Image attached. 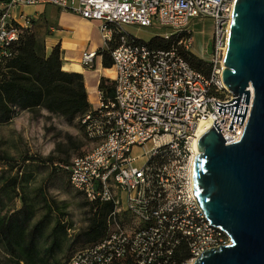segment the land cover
<instances>
[{
  "label": "built area",
  "instance_id": "built-area-1",
  "mask_svg": "<svg viewBox=\"0 0 264 264\" xmlns=\"http://www.w3.org/2000/svg\"><path fill=\"white\" fill-rule=\"evenodd\" d=\"M236 0H0V71L10 48L32 29L33 15L18 7L53 5L99 22L114 65V98L81 119L94 148L61 165L70 183L87 201L111 204L101 241L76 252L66 264H195L206 250L231 244L211 224L194 192L198 128L219 123L227 144L241 140L242 125L215 101L234 97L223 82ZM212 18V52H194L193 18ZM126 26L169 27L166 39L179 36L178 48H155L140 42ZM190 52L209 64L208 75L186 59ZM97 51H84L82 65L94 66ZM1 73V72H0ZM1 77V74H0ZM250 100L249 105L251 104ZM221 120H224L221 123ZM215 125L213 124L212 127ZM146 147L141 154L136 152Z\"/></svg>",
  "mask_w": 264,
  "mask_h": 264
},
{
  "label": "trees",
  "instance_id": "trees-1",
  "mask_svg": "<svg viewBox=\"0 0 264 264\" xmlns=\"http://www.w3.org/2000/svg\"><path fill=\"white\" fill-rule=\"evenodd\" d=\"M40 22V18L33 19L32 29L24 31L20 39L12 45L11 56L1 68L0 124L9 123L21 112L43 109L64 117L70 123L77 120L81 125L80 119L87 112L93 111L88 100L84 75L63 69L60 44L51 52L47 51L45 37L36 32ZM162 35L163 33H160L149 40L141 38L137 40L155 48L173 50L178 48L181 51L178 46L179 36L166 39ZM114 46L115 44L110 49H99L96 53L102 56L103 67L107 69L114 65L111 57V49ZM183 54L197 70L209 74V64L190 52L183 51ZM99 82L102 100L113 99L114 81L108 77H101ZM79 147L74 146L75 149ZM32 158L27 157L25 161ZM35 160L48 162L54 169L64 172L68 181L70 180V172L61 167L67 166L70 159L58 162L59 158L52 155L46 159ZM16 164L18 167L21 166L19 163ZM11 168H14V165ZM21 182L22 177L17 173L0 188V197L2 192L9 189L16 191L18 188L17 196L22 200V206L10 214L0 211V252L4 251L10 255V264H60L72 250L70 246L68 247L69 228L65 222V214L57 201L53 197L50 198L42 186L35 191V196L41 197L37 202L41 208L37 209L36 202L31 201L24 193ZM85 206H89L88 223L76 234L74 241L88 246L104 239L107 232V217L112 207L108 203L89 201L85 202ZM71 257L64 264L71 260ZM116 264L135 263L125 260Z\"/></svg>",
  "mask_w": 264,
  "mask_h": 264
},
{
  "label": "water",
  "instance_id": "water-1",
  "mask_svg": "<svg viewBox=\"0 0 264 264\" xmlns=\"http://www.w3.org/2000/svg\"><path fill=\"white\" fill-rule=\"evenodd\" d=\"M228 48L221 77L234 98L215 101L218 112L230 113L232 130L251 99L252 110L240 141L227 144L217 120L199 138L194 192L231 244L206 249L195 264H264V0H236Z\"/></svg>",
  "mask_w": 264,
  "mask_h": 264
},
{
  "label": "rangeland",
  "instance_id": "rangeland-1",
  "mask_svg": "<svg viewBox=\"0 0 264 264\" xmlns=\"http://www.w3.org/2000/svg\"><path fill=\"white\" fill-rule=\"evenodd\" d=\"M15 11L18 14L21 12H24V14L30 13L27 9L23 10L21 8L19 10L16 8ZM60 16L65 21H72V15L63 10L60 11L53 5L47 6L44 17L47 18L49 23L56 24ZM189 22L188 28L194 32L196 37L192 50L197 54H201L203 42L205 39L209 41L213 36L214 20L207 17L193 18ZM126 29L131 34L144 40H149L150 37L160 33L172 31L169 27L161 26H156V28L126 26ZM87 30L91 35L88 46L97 43L106 47L98 27L90 25L87 26ZM207 45L208 43L206 48ZM75 145L80 147L75 149ZM93 148V143L88 140L83 127L77 120L70 123L64 117L51 114L43 109L21 112L9 123L0 124V188L8 182V179L20 173L24 193L29 196L31 201L36 202L37 209L41 208V205L37 203L41 197L37 198L35 191L40 186L48 192L50 198L53 197L57 201L65 214V222L69 228L68 247L72 248L70 255L64 257L60 264H64L73 254L87 247L74 240L76 234L87 226L89 206H85L87 200L72 187L64 172L54 169L48 162L45 163L35 159H46L53 155L59 158L58 162L64 159L71 160L73 157L87 153ZM144 150H146V147L139 149L136 154H141ZM27 157L33 158L25 161ZM4 158L6 159L4 160ZM16 163L21 164V166L18 167ZM12 165H14V168H11ZM18 192L19 189L17 188L16 191L9 189L1 193L0 211L2 213L10 214L22 206L21 197L17 196ZM38 215H40V212ZM10 260L9 254L4 251L0 252V264H10Z\"/></svg>",
  "mask_w": 264,
  "mask_h": 264
},
{
  "label": "crops",
  "instance_id": "crops-1",
  "mask_svg": "<svg viewBox=\"0 0 264 264\" xmlns=\"http://www.w3.org/2000/svg\"><path fill=\"white\" fill-rule=\"evenodd\" d=\"M47 6L38 5L27 8L18 7L17 9H27V11L30 12L27 14L30 15H33L35 12L38 13V18H40L41 22L36 28V32L45 37L47 51L51 52L56 45L60 44L63 58V69L84 75L88 100L92 109H96L100 104L99 81L101 77L112 79V76L106 73L107 68L103 67L101 55H97L94 66L91 68L82 65V55L84 51H98L99 49H105L104 45L103 47L97 43H92V45L90 44L88 46L91 35H89L87 26L95 25L99 28V23L94 20L84 19L79 15L63 10L69 15H72V21H65L60 16L57 19L56 24H51L48 22L47 18L44 17V13L47 12ZM59 10L61 11L62 9ZM210 40L211 39H209V41ZM209 41L205 39L203 47H206V44L209 43Z\"/></svg>",
  "mask_w": 264,
  "mask_h": 264
},
{
  "label": "bare ground",
  "instance_id": "bare-ground-1",
  "mask_svg": "<svg viewBox=\"0 0 264 264\" xmlns=\"http://www.w3.org/2000/svg\"><path fill=\"white\" fill-rule=\"evenodd\" d=\"M67 70V69H66ZM106 73L110 76H114V71L112 69H107L106 70ZM252 102H253V99L251 101V104L249 105V107H247V113H246V118H248L250 116V113H251V110H252ZM213 126V121H204L202 122L200 125H199V128H198V136L201 137L206 131H208L211 127ZM196 151L199 152V149H198V141L196 142Z\"/></svg>",
  "mask_w": 264,
  "mask_h": 264
}]
</instances>
